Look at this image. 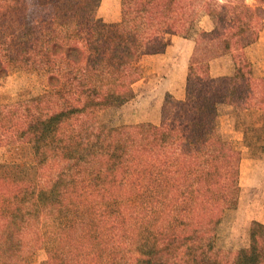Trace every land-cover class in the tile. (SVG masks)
I'll return each instance as SVG.
<instances>
[{
	"label": "trees",
	"instance_id": "trees-1",
	"mask_svg": "<svg viewBox=\"0 0 264 264\" xmlns=\"http://www.w3.org/2000/svg\"><path fill=\"white\" fill-rule=\"evenodd\" d=\"M69 1L36 24L21 0H0V75L5 49L30 51L36 39L47 80L44 94L2 107L0 140L30 142L44 172L38 186L0 181V264H26L32 243L48 249L42 264H264L263 223L253 221L250 247L236 252L201 250L193 228L219 221L241 193V153L213 130L217 103L235 106L245 146L264 155V77L240 85L209 70L212 58L258 39L264 10L231 1L228 18L214 0H123L121 21L109 24L93 0ZM203 8L225 25L198 41L186 98L166 96L160 126L102 129L96 111L133 98L141 58L163 50L167 33L187 32Z\"/></svg>",
	"mask_w": 264,
	"mask_h": 264
},
{
	"label": "rangeland",
	"instance_id": "rangeland-1",
	"mask_svg": "<svg viewBox=\"0 0 264 264\" xmlns=\"http://www.w3.org/2000/svg\"><path fill=\"white\" fill-rule=\"evenodd\" d=\"M21 1L28 10L29 19L36 24L52 20L56 18L57 14L70 7L69 0ZM231 1H245L248 6L253 8L260 6V11L264 10V0H214L211 3V9L215 8V11L223 12L230 18L233 12L230 7L232 5L228 2ZM93 3L96 6V17L99 20L109 24L121 21L123 0H93ZM218 5H226L227 7L222 8ZM213 20L215 25L212 23ZM258 20L257 28L262 29L258 39L245 47L212 58L209 62L211 77L236 76L240 85H244L245 79L248 77H264V21L260 23V18ZM221 25L225 24L220 22L216 14H211L203 8L197 11L195 20L189 30L180 34L195 36L197 45L203 34L211 32L215 28L221 27ZM225 27L229 31L234 30L237 23L232 22L230 24L228 22ZM44 29L45 25L36 26L37 36ZM169 34L179 33L166 34V47ZM38 42L39 40L36 39L32 41V44L35 43V45L30 51L24 50L22 44L16 43L10 44L5 49L3 61L6 72L0 75V116L3 106L46 92V74L39 66V57L36 54L38 48L35 46ZM170 43L178 44L177 41L173 40H170ZM166 47L160 52L146 54L141 58L143 66L141 77L131 85L134 91L133 98L120 106L105 107L96 111L97 120L102 129L142 123H151L157 126L162 124V108L166 96L171 94L175 97L168 91V87H172L174 83H179L178 73L173 72L175 68L173 66L174 62H172L174 59V57L172 58L173 53L163 55ZM171 77H176V80ZM186 91L187 82L185 97L182 99L175 98L184 100ZM78 124L79 121L72 118L65 123L63 131L71 134ZM212 124L214 132L221 137L226 148L241 153L239 177L241 193L238 204L233 207H226L221 213L222 216L219 221L197 220L194 222L193 228L198 236L201 250L223 249L236 252L250 247L253 221L264 222V155L260 157L252 156L245 146L244 132L241 128L236 127V110L233 104L217 103ZM0 142V181L19 180L38 186L41 183L44 169L35 153L34 146L30 142L16 140L14 136H5ZM2 197L3 195L0 192V200ZM29 198L33 199V195L31 194ZM29 249L26 264H42L48 260L49 252L47 248L32 243Z\"/></svg>",
	"mask_w": 264,
	"mask_h": 264
},
{
	"label": "crops",
	"instance_id": "crops-1",
	"mask_svg": "<svg viewBox=\"0 0 264 264\" xmlns=\"http://www.w3.org/2000/svg\"><path fill=\"white\" fill-rule=\"evenodd\" d=\"M213 25H215L214 20L212 21ZM214 27V26H213ZM170 35V36H169ZM167 36V47L163 52V55H168L169 53H173L172 62H174L173 66L175 67L173 72L178 73L179 83H174L172 87H168V91L175 95V97L182 99L185 97V88L187 82V71L190 62V57L192 51L196 45V37H192L189 35H181L179 34H169ZM170 40L177 41L178 44L174 45L170 43ZM179 41H181L179 43ZM187 49V50H186ZM176 80V77H171ZM173 80L174 82H176ZM162 97V95H161ZM264 223V222H263Z\"/></svg>",
	"mask_w": 264,
	"mask_h": 264
}]
</instances>
